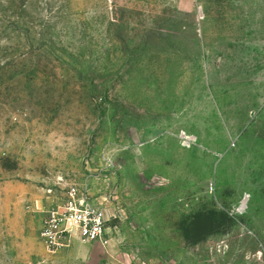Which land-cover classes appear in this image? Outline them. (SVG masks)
<instances>
[{
	"label": "rangeland",
	"instance_id": "374dc122",
	"mask_svg": "<svg viewBox=\"0 0 264 264\" xmlns=\"http://www.w3.org/2000/svg\"><path fill=\"white\" fill-rule=\"evenodd\" d=\"M0 264H264V0H0Z\"/></svg>",
	"mask_w": 264,
	"mask_h": 264
},
{
	"label": "built area",
	"instance_id": "2783aa9c",
	"mask_svg": "<svg viewBox=\"0 0 264 264\" xmlns=\"http://www.w3.org/2000/svg\"><path fill=\"white\" fill-rule=\"evenodd\" d=\"M41 238L49 250H56L76 236L85 243H110L105 211L90 201L85 190L73 184L65 200L48 210Z\"/></svg>",
	"mask_w": 264,
	"mask_h": 264
}]
</instances>
